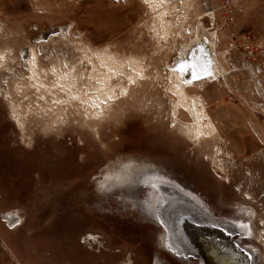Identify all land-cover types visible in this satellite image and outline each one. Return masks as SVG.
Listing matches in <instances>:
<instances>
[{
    "label": "rangeland",
    "instance_id": "obj_1",
    "mask_svg": "<svg viewBox=\"0 0 264 264\" xmlns=\"http://www.w3.org/2000/svg\"><path fill=\"white\" fill-rule=\"evenodd\" d=\"M203 33L218 73L187 92L217 131L194 144L170 67ZM33 46L49 86L65 61L81 70L79 88L94 83L95 54L113 55L120 98L99 118L79 101L56 103L67 94L31 85ZM127 161L167 172L216 215L254 207L256 238L245 242L264 264V0H0V264H197L168 253L156 224L101 188Z\"/></svg>",
    "mask_w": 264,
    "mask_h": 264
},
{
    "label": "bare ground",
    "instance_id": "obj_2",
    "mask_svg": "<svg viewBox=\"0 0 264 264\" xmlns=\"http://www.w3.org/2000/svg\"><path fill=\"white\" fill-rule=\"evenodd\" d=\"M63 33L64 32L62 30H60L57 33H52L51 38L57 37L60 34L63 35ZM204 38H206L205 33L199 35V37H197V39H196V40H198V42L196 44H199L201 42L206 44L207 41ZM46 40H47V38H46ZM50 41H51V39H50ZM206 45H208L209 52H210L211 58H212L213 74L211 76L205 78V79H215L217 76V73H218L216 61H215V59L213 60L212 53L210 50V45L208 43ZM191 48H192L191 46H186L182 50L181 55L179 56L177 61L178 62L184 61L185 58L188 57V54L190 52H192V51H190ZM196 54L199 57V52H196ZM201 54L202 53H200V55ZM95 56L98 57L97 60L99 59L100 62H99V64L95 65L94 61L91 59L92 63H93L92 64L93 68L95 70V73L93 72V74H92V77L94 78V83L90 82L89 85H87L85 87H84V85H82L81 86L82 88H79V83L82 82V72L78 68L69 66L66 61L64 64H65V66L67 64V67H65V68L61 66L62 64L60 66L55 65L53 67L52 71L55 75L56 82L53 83L52 86H49L42 79V77L40 75V72H39V67H40V65H39V61H40L39 60V52L35 49V46L28 49L27 54H26V51L24 52V58H27L25 67H27V69L30 70V74H31L30 75V79L32 82L31 85H34L35 87L37 86L38 89H40V88L48 89L49 93L53 92L49 89L55 90L57 88L58 92H63L64 94H67V96H66L67 99L66 100L64 99V101H63L61 98H59L57 96L56 100H55L56 103H66V102L69 103L71 100L72 101H74V100L79 101L83 105L86 104L87 106H89V108H91V112L96 117L98 116V118H99L102 115H104L106 113V111L112 107L113 104H115L117 102V99L120 98V97H118L119 92L117 91L118 85L114 84L113 80L120 74V72H122V67L119 64L118 59L116 57H114L113 55H110L107 53L103 54V53L98 52L97 54H95ZM2 58H5V56L3 55ZM93 59H94V57H93ZM132 61H133V59H132ZM132 61L129 60L128 62H129V65L134 69L135 66H133ZM142 68L135 67V70L140 75H143ZM136 71H133V72H136ZM170 71L172 72V78L174 81V87L171 89V93H172V95H174V97L176 98V101H177V104L175 105L176 106L175 107L176 113H178V111L181 108L191 118V121H192L190 124H183V126H182L183 133L191 140L192 143L197 144L198 142H200L201 140H203L207 136H209L211 133L217 131L216 130L217 128L214 124L215 122H213L211 116L209 115V113L206 110V107L204 105L205 103L203 104L201 102L202 99L200 98L201 100H199V97L190 96L187 92V90H188L187 88H189L195 82L200 81V80L193 81V82L187 81L186 78L183 76V74L178 69H176V66L174 64H173L172 68L170 67ZM43 73H45V72H43ZM133 74H135V73H133ZM134 77H135V75H134ZM88 78H90V77H88ZM130 80L133 81L134 78L131 77ZM135 80H136V78H135ZM201 80H204V79H201ZM128 90H129V83H128V85H124V86L122 85L120 92H122L125 96L126 93L128 92ZM53 95H55V94H53ZM71 103H73V102H71ZM14 120L19 122V119L16 116L14 117ZM157 174L158 173H156V171L153 170L152 168H147V167L145 168L144 165H139V164H137V162L127 161V162L123 163V165L121 167H118L116 170L108 173L105 176L104 184H102L101 188L106 190L107 192L114 193L116 196H118L119 199L121 201H123V202L119 201L120 203H122V205L124 204V206H134L136 208L137 202L139 200H142V198H143L142 193L143 192L145 193L144 190H141L139 182H141V180L144 177H147L148 180H151V178L157 176ZM154 190H155L154 196L156 198L160 199L161 196L163 197L162 190H165L164 188H162L159 191L154 186ZM172 192L173 191H171V196H173ZM149 203L152 205L151 202H149ZM176 208H178L177 209L178 211L189 210V209H187L186 206L180 205L179 203L177 204ZM210 210L213 212L212 208H210ZM236 211L239 212L240 210L239 211L236 210ZM241 212L245 213V209L243 210L241 208ZM10 217H11L10 219H12L10 224L14 223V224H17L16 226H18L20 218L14 214H11ZM253 218H254V216H253ZM233 220L237 221V218H234ZM251 222H253V221H251ZM238 228H240L239 225H238ZM240 229L242 230V232H244L246 234V240H250V239H252V237L256 238V236H254V230L251 233H249V232H247L246 227L241 226ZM170 234L171 235L173 234L171 229L169 230V233L167 232V235H169V238L165 237L166 233L164 231V235H163L164 236L163 237L164 242L165 243L167 242L170 245L172 243L174 248L178 249V251L180 253H182L181 250L182 251L184 250V253H187L185 250H189V249L185 246L183 247L182 244L177 242L176 238H174V237L171 238ZM89 239L93 240L94 237L90 236ZM257 239H258L260 245L264 246V235H259V237ZM252 245L256 247V252H257L256 261H257L259 259V257L261 258L262 255L260 256V249H259L258 245L256 246V244L254 245L253 243H252ZM178 246H182V247L179 248ZM155 264H162L160 258H156Z\"/></svg>",
    "mask_w": 264,
    "mask_h": 264
},
{
    "label": "water",
    "instance_id": "obj_3",
    "mask_svg": "<svg viewBox=\"0 0 264 264\" xmlns=\"http://www.w3.org/2000/svg\"><path fill=\"white\" fill-rule=\"evenodd\" d=\"M197 42L195 40L190 45L192 52L184 61L174 62L176 69L189 82L205 79L213 74L209 48L205 43L196 44ZM196 52H199V57ZM144 167L152 168L158 174L151 180L144 177L139 182L145 193L142 191L143 198L137 202L136 209L160 229L159 241L168 253L186 262L196 261L197 264H257L256 247L245 242L246 234L240 229L243 226L247 228V232H252L251 213L238 212L228 217L216 215L195 190L165 171L149 165ZM154 186L159 191L165 189L162 190L163 197L160 199L154 196ZM178 203L189 210L178 211ZM170 229L173 233L170 234L171 238H176L183 247H187V253L181 249L180 253L172 243L171 246L164 242V231L165 237L169 238L167 232Z\"/></svg>",
    "mask_w": 264,
    "mask_h": 264
},
{
    "label": "flooded vegetation",
    "instance_id": "obj_4",
    "mask_svg": "<svg viewBox=\"0 0 264 264\" xmlns=\"http://www.w3.org/2000/svg\"><path fill=\"white\" fill-rule=\"evenodd\" d=\"M128 128H125L124 130L126 131ZM209 203H210V201H209ZM211 204V203H210ZM245 207V208H244ZM244 207H241L243 210L245 209V212H247V213H250L251 212V215H252V220L251 221H253V222H251V226L254 228V218H253V216L255 217V209H254V207H251L250 205H248V206H244ZM241 208H239V209H237L239 212H241ZM252 228V231L254 230Z\"/></svg>",
    "mask_w": 264,
    "mask_h": 264
},
{
    "label": "crops",
    "instance_id": "obj_5",
    "mask_svg": "<svg viewBox=\"0 0 264 264\" xmlns=\"http://www.w3.org/2000/svg\"><path fill=\"white\" fill-rule=\"evenodd\" d=\"M6 255H7V254H6V252H5L4 250L0 251V257H1L0 259H1V260L4 261V259L6 258ZM16 256H17V255H15V253L13 252V253H12V256H8V258L10 257L11 259H14V260H15V259H17Z\"/></svg>",
    "mask_w": 264,
    "mask_h": 264
},
{
    "label": "built area",
    "instance_id": "obj_6",
    "mask_svg": "<svg viewBox=\"0 0 264 264\" xmlns=\"http://www.w3.org/2000/svg\"><path fill=\"white\" fill-rule=\"evenodd\" d=\"M10 216H11V215H9V216L7 215V216H5V218H6L8 221L11 222L12 219H10V218H11ZM11 225H12L13 228H14L17 224H14V223H13V224H11Z\"/></svg>",
    "mask_w": 264,
    "mask_h": 264
},
{
    "label": "snow or ice",
    "instance_id": "obj_7",
    "mask_svg": "<svg viewBox=\"0 0 264 264\" xmlns=\"http://www.w3.org/2000/svg\"><path fill=\"white\" fill-rule=\"evenodd\" d=\"M198 78V77H197Z\"/></svg>",
    "mask_w": 264,
    "mask_h": 264
}]
</instances>
